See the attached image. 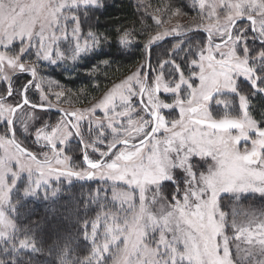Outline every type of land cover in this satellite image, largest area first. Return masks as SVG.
Here are the masks:
<instances>
[{"label":"snow or ice","instance_id":"1","mask_svg":"<svg viewBox=\"0 0 264 264\" xmlns=\"http://www.w3.org/2000/svg\"><path fill=\"white\" fill-rule=\"evenodd\" d=\"M103 7L0 0V264H20L25 253L27 264L37 255L56 264H264V212L236 211L245 195L264 197V110L255 115L251 99L264 97V0H138L142 27L118 28L115 39L126 51L142 44L140 64L91 107L73 108L71 97H85L45 78L42 65L74 67L110 46L108 35L81 27ZM184 7L196 13L188 25L179 22ZM147 16L154 31L143 26ZM193 32L206 38L186 43ZM170 36L179 39L153 63V47ZM100 64L111 66L100 60L89 75ZM37 109H55L58 119L49 123ZM18 127L47 150L37 155ZM73 137L82 163L65 151ZM61 177L100 181L90 197L97 211L87 218L86 204L85 218L53 225L45 248L47 224H20L19 209ZM81 239L89 245L83 257Z\"/></svg>","mask_w":264,"mask_h":264},{"label":"trees","instance_id":"2","mask_svg":"<svg viewBox=\"0 0 264 264\" xmlns=\"http://www.w3.org/2000/svg\"><path fill=\"white\" fill-rule=\"evenodd\" d=\"M102 2L104 5L103 8L93 10V12L90 14V17L87 20L81 18L83 19L81 20V22L83 23L85 31H88L91 28L97 33L108 35L111 38L109 41L110 46L106 45L103 50L96 55L95 58H88L86 63L84 64V67H88L89 64L103 59L109 60L111 66L108 67L105 65H100V70L97 71L95 75L83 74L81 73V71H78L75 74L69 76L64 74L56 75L57 79L62 83L63 87L71 89L73 93H79V95L85 98L95 93V89L97 88V86L105 84L106 81L108 83L112 82V80H117L121 76L127 74L130 66L142 60L144 53L142 44L134 45L131 50L126 51L118 48L115 39L118 28H135L136 30H139L142 27V24L140 22L142 13L138 12L136 8L138 0H104ZM150 3L153 5V7L160 6L161 0H150ZM181 3L187 4L188 0H181ZM183 11L185 13H189L191 10L190 7H184ZM143 26L148 31L155 30V25L153 20L151 19V16L146 17V25ZM137 38L139 39V37ZM171 43H173L171 39L169 41H165L161 46H156L155 48H153L152 51H156L159 48L163 49L164 47L167 49V45H171ZM81 89L84 90L83 93L79 92V90ZM73 97L75 100H84V98L78 99L76 96ZM252 105L253 109L258 113L261 110H264L263 99L252 101ZM71 188H73L71 189L72 192H70L72 196L71 198H74L80 192V190H76L75 187ZM73 194L75 196H73ZM69 198L70 197L67 198L64 196H60V198H57L45 204H34L29 202L25 207L23 206L20 209V215L24 214L27 211H30V216L27 218H21L19 223L24 226L30 227L37 220L45 222L47 224L48 221H53L56 217L61 222L59 227L61 229H64L68 224V219L70 217L69 213H72V211L70 210H72L73 208L68 205L69 203L67 199ZM76 199L77 207L75 212H73L72 217L78 215L81 218H85L84 206L88 204V202L84 197H77ZM252 200L254 199L250 197H243L241 199V202L243 204H247ZM77 209H79L78 212ZM89 209H91V206L87 210V218L89 217ZM49 212H53L55 215H50ZM63 218H67V220ZM50 229L51 226H47L45 231L41 233V237L45 241V248H47V246L51 244L52 240L54 239L53 233L50 231ZM82 242V240L79 241L78 248L81 257H83L85 255V251H87V247L84 246ZM29 255L30 254L25 253L21 258L20 264H27V257ZM48 261H52V263L54 262L50 256L37 255L33 258L31 264H47Z\"/></svg>","mask_w":264,"mask_h":264},{"label":"rangeland","instance_id":"3","mask_svg":"<svg viewBox=\"0 0 264 264\" xmlns=\"http://www.w3.org/2000/svg\"><path fill=\"white\" fill-rule=\"evenodd\" d=\"M102 1H104V0H102ZM190 10L191 11L189 13H186V15L182 19L179 20V22L182 25L190 24L192 22L193 17H195V15H196L195 11L193 9H191V8H190ZM83 19H81V20H83ZM176 22H177L176 18H173L171 23H166L165 24V27L171 28ZM81 27H82V30H83V34H86L87 31H85V28L83 27V23L82 22H81ZM204 38H206V34L205 33H203V32H193V33H191L188 36V40L186 41V43L190 41V42L193 43V45H195V43H196V41L198 39L202 40ZM178 39H179L178 37L172 38L171 40H172L173 43H171V45H167V49L164 47L163 49L159 48L156 51H152V62L155 63L156 59L159 56H161V54L167 55L168 47L170 49L172 47V45ZM169 40H166V41H169ZM87 59L88 58H86V60L80 61L74 67H72V66H69V67H56V66L42 65V74L45 76V78L55 79L62 86V83L57 79L56 75H63L64 74V75L69 76V75L75 74L78 71L79 72L81 71V73L88 75L91 72L92 67H94L100 61V60H97V61L93 62L92 64H89L88 67H84V64L86 63ZM140 62H141V60L138 61L136 64L130 66L129 71H128L127 74H130L131 71L135 70V68L140 64ZM100 65L103 66V64H100ZM127 74L121 76L117 80H112V82H109V83L106 81L105 84L97 86V88L95 89V93L91 94L90 96H87L86 98H84V100H81V101L80 100H75L74 97H71L70 98L71 107H73V108H87V107H91L92 104H94L95 102H97V100L102 98V96L104 94V90L110 88L113 83H118ZM23 76L26 77V79L28 78L27 75H23ZM29 95L33 99L38 98L36 96H32L31 92L29 93ZM161 96H164V94L161 93ZM251 99H252V101L261 100V99L264 100V97L253 96ZM63 107L69 108V103H67V102L64 103ZM37 111L39 112V114L43 118V120H46L49 123H54L58 119V116L55 113L45 112V111H41L39 109H37ZM253 112H254L255 115H257V116L259 115V113L256 112L254 109H253ZM97 114L99 116H101V117L103 116V113L99 112V110H98ZM39 123H40V121H37L36 125H39ZM0 128H3L2 124H0ZM83 130H84L85 136L87 137L88 136V124H87V122H84V129ZM17 135L37 155H39L42 151H46L47 150V149H42L38 145L34 144L33 143L34 136L33 135L24 134L23 131L19 127L17 129ZM58 147H61V146L58 145ZM80 148L83 149L82 147H79L78 142L76 140V137H73V138H71L68 141V144H67V146L65 148V151L72 155L74 161H76L78 163H82V159H80V157H81V152L83 150H81ZM201 170H203V169H201ZM25 183H26L25 178H22L20 181H18L17 189H15L13 191V194H12L14 199L15 198H19V197L22 196V191H20V190H22V188L25 186ZM50 183L52 185V188H55V187L58 186L59 189H60V191H58L55 196H53L51 194L52 193V188L48 187L47 185H43L39 189V194H38L37 197L26 198V199L23 200V204L20 207V209L23 206L25 207L29 202L34 203V204H38V203H44L45 204V203L51 202L52 200L60 198V196H64V197H67V198L70 197L67 200H68V203H69L68 205L70 207H73L72 210H70V211H72V213L71 212L69 213L70 217H72V214H73V212H75L76 207H77V199L76 198L77 197L78 198L84 197L86 199V201L88 202V204L91 206V209H89V211H88L89 212V214H88L89 217L88 218L94 217V215H95V213L97 211V206L95 204L91 203L90 197L96 195V189L101 184L100 181H98V180H77V179L73 178L72 181L69 182L67 179L61 177L59 182H57L55 180V178H53ZM71 187H75L76 190H80V192L74 198H71L72 196H71L70 192H72L71 189H73ZM172 189H174V186L170 185L169 186V190H172ZM45 196H47V199H45ZM73 196H75V195L73 194ZM244 197H250V198H253L254 200L249 201L247 204H243L241 202V200H240L239 201V205L236 208V211H237L238 214H242L244 211H250V212H255L257 215H259L261 212H264V197H260L259 195H252V194L245 195ZM222 207L224 208L225 211H227L229 213H231L232 210H233L232 207L230 206V201L228 199L224 200V202L222 204ZM20 209H19V212H20ZM57 210H58V208H57ZM29 212L30 211H27L24 214L19 215L18 222L21 220V218L29 217L30 216ZM49 213H50V215H55L53 212L52 213L49 212ZM240 218L242 219L243 217L241 216ZM55 219L53 221L52 220L48 221L47 226H51V227L53 225L60 226V224H61L60 220L57 219L56 217H55ZM63 219L67 220V218H63ZM81 240L83 241L82 243L84 244V246L87 247L86 248L87 251H85V255H86L88 253V251H89V245L83 239H81ZM50 262H51V264H56L55 261L53 263H52V261H50ZM47 264H49V261L47 262Z\"/></svg>","mask_w":264,"mask_h":264},{"label":"flooded vegetation","instance_id":"4","mask_svg":"<svg viewBox=\"0 0 264 264\" xmlns=\"http://www.w3.org/2000/svg\"><path fill=\"white\" fill-rule=\"evenodd\" d=\"M23 75H26V74H21V78H20V80H19V82H21V83L26 79V77H24ZM50 113H54V112H50ZM55 114H56V113H55ZM76 140H77V142H78L79 147H82L79 138L76 137ZM80 149H81V148H80ZM81 150H83V149H81Z\"/></svg>","mask_w":264,"mask_h":264},{"label":"water","instance_id":"5","mask_svg":"<svg viewBox=\"0 0 264 264\" xmlns=\"http://www.w3.org/2000/svg\"><path fill=\"white\" fill-rule=\"evenodd\" d=\"M241 22H246V21H241ZM172 38H175V37H168L166 40H169V39H172ZM156 46H154L153 48H155ZM51 112H54V113H56V110L55 109H53Z\"/></svg>","mask_w":264,"mask_h":264}]
</instances>
